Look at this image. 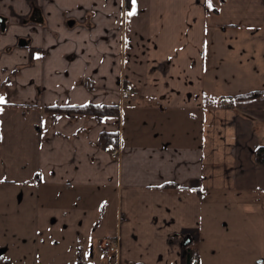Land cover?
Returning a JSON list of instances; mask_svg holds the SVG:
<instances>
[{
  "label": "crops",
  "instance_id": "crops-1",
  "mask_svg": "<svg viewBox=\"0 0 264 264\" xmlns=\"http://www.w3.org/2000/svg\"><path fill=\"white\" fill-rule=\"evenodd\" d=\"M255 91L264 0H0V187L106 223L114 252L45 264H264V93L236 98ZM85 104L119 115L45 111Z\"/></svg>",
  "mask_w": 264,
  "mask_h": 264
},
{
  "label": "rangeland",
  "instance_id": "rangeland-1",
  "mask_svg": "<svg viewBox=\"0 0 264 264\" xmlns=\"http://www.w3.org/2000/svg\"><path fill=\"white\" fill-rule=\"evenodd\" d=\"M16 190L0 187V250L8 249L5 257L9 258L10 262H75L76 252H84L86 257V254L92 253L90 247L103 255L106 254L99 247L100 240L106 235L103 234L106 230L103 220H92V224L89 218L80 219L79 226L81 223L83 225L76 227L77 221L80 220L67 219L64 226L60 219L50 216L49 211L52 209L48 211L45 208L38 213L32 210L36 207L32 199L28 201L24 198L20 201L22 193L26 197L25 188L21 192ZM34 192L33 195L38 194ZM77 230H81L83 235H77ZM80 243L82 246L87 245L89 249L80 250Z\"/></svg>",
  "mask_w": 264,
  "mask_h": 264
},
{
  "label": "trees",
  "instance_id": "trees-1",
  "mask_svg": "<svg viewBox=\"0 0 264 264\" xmlns=\"http://www.w3.org/2000/svg\"><path fill=\"white\" fill-rule=\"evenodd\" d=\"M126 87V86H125ZM264 91H255L245 95L238 96L236 98L259 96L263 94ZM45 111L53 116L60 114L67 115H86L93 116L96 118H102L104 116H118L119 107L117 105H95V104H85L77 106H48L45 107ZM118 136L116 133L104 132L100 135L99 145L103 148L106 147H116ZM253 161L257 165H264V144L259 145L253 152ZM190 252H187V264L190 261Z\"/></svg>",
  "mask_w": 264,
  "mask_h": 264
},
{
  "label": "built area",
  "instance_id": "built-area-1",
  "mask_svg": "<svg viewBox=\"0 0 264 264\" xmlns=\"http://www.w3.org/2000/svg\"><path fill=\"white\" fill-rule=\"evenodd\" d=\"M88 87L90 89H93V84L92 83H88ZM124 93L126 95H128L129 98H133L135 96V94L132 91H130L129 89H127V88L124 89ZM223 104H225V101L223 102ZM115 154H116V151H113V155H115ZM103 247L105 249H107L108 251H110L111 253L114 252L115 249H116L115 246L111 242H109L108 240H105L103 242ZM189 252L191 254V256H190V264H198V259L196 257L195 251L194 250H190Z\"/></svg>",
  "mask_w": 264,
  "mask_h": 264
},
{
  "label": "snow or ice",
  "instance_id": "snow-or-ice-1",
  "mask_svg": "<svg viewBox=\"0 0 264 264\" xmlns=\"http://www.w3.org/2000/svg\"><path fill=\"white\" fill-rule=\"evenodd\" d=\"M133 5L135 6V0H133ZM132 14H134V13H129V15H132ZM3 103H5V101H4L3 97H0V104H3Z\"/></svg>",
  "mask_w": 264,
  "mask_h": 264
},
{
  "label": "water",
  "instance_id": "water-1",
  "mask_svg": "<svg viewBox=\"0 0 264 264\" xmlns=\"http://www.w3.org/2000/svg\"><path fill=\"white\" fill-rule=\"evenodd\" d=\"M69 24H71V23H69ZM188 242H189V239H187V240L185 241L184 245H186Z\"/></svg>",
  "mask_w": 264,
  "mask_h": 264
}]
</instances>
